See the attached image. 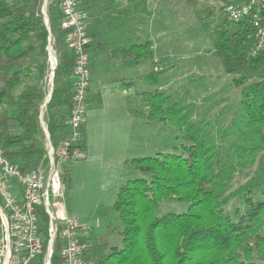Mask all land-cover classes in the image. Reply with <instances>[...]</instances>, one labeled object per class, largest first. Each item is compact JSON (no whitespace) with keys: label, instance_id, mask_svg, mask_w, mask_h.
<instances>
[{"label":"trees","instance_id":"16d2710c","mask_svg":"<svg viewBox=\"0 0 264 264\" xmlns=\"http://www.w3.org/2000/svg\"><path fill=\"white\" fill-rule=\"evenodd\" d=\"M126 1L130 10L143 11L156 0ZM185 1L209 30L222 71L238 89V110L229 118L218 112L194 120L193 103L173 101L158 89L141 91L149 102L146 116L171 123L182 142L172 151L124 161L146 176L117 188L111 207L120 220L122 245L96 237L86 264H264V49L249 56L253 23L226 16V5L242 0ZM42 3L0 0V146L23 172L46 164L43 128L56 149L68 133L71 110L74 54L64 41L57 1L46 2L48 24ZM49 38L56 52L51 83ZM153 46L146 36L116 50L128 63L150 62L147 77L156 84L163 68L155 70ZM83 139L84 134L75 146L82 148ZM73 158L56 157L63 181ZM170 198L186 203L187 210L157 215L159 203ZM57 251L52 264L60 261Z\"/></svg>","mask_w":264,"mask_h":264},{"label":"rangeland","instance_id":"374dc122","mask_svg":"<svg viewBox=\"0 0 264 264\" xmlns=\"http://www.w3.org/2000/svg\"><path fill=\"white\" fill-rule=\"evenodd\" d=\"M46 6L43 0L41 12L48 23ZM149 9L152 17L145 11L141 12L145 17L137 24V31L153 40L154 59L163 72L156 84L150 81L136 87L148 91L158 89L171 95L173 101L193 103L194 120L212 119L218 112L221 113L219 118H229L238 110L239 92L222 71L220 59L213 51L209 30L200 24L185 0H156ZM48 52L52 66L51 59L52 56L56 59V52L50 38ZM150 66V62H146L140 67H129V71H134L135 75L142 68L149 71ZM155 68L158 70L160 67ZM149 139L135 146L131 140L123 142L120 129L115 126L109 129L98 123L93 126L86 149L82 146V155L69 160L66 181L62 180L60 173L64 207L89 227L84 237L92 247H97L96 237L99 236H104L110 245H122L120 220L111 207L117 188L126 179L146 176L122 164V158L172 151L182 142L176 128L159 119L152 122ZM187 206L170 198L159 203L156 214L183 212ZM97 218L100 225L96 227Z\"/></svg>","mask_w":264,"mask_h":264},{"label":"built area","instance_id":"2783aa9c","mask_svg":"<svg viewBox=\"0 0 264 264\" xmlns=\"http://www.w3.org/2000/svg\"><path fill=\"white\" fill-rule=\"evenodd\" d=\"M56 1L65 44L74 54L68 133L56 149L47 136L48 161L24 172L5 157L0 146V264H52L55 248L60 258L58 264H86L85 256L92 246L84 237L89 227L64 207L56 160L69 154L82 155L81 148L75 145L83 136L91 82L87 11L81 0ZM225 13L233 22L250 19L253 23L249 56L264 49V0L230 2ZM99 225L97 218L95 226Z\"/></svg>","mask_w":264,"mask_h":264},{"label":"crops","instance_id":"0c3cea01","mask_svg":"<svg viewBox=\"0 0 264 264\" xmlns=\"http://www.w3.org/2000/svg\"><path fill=\"white\" fill-rule=\"evenodd\" d=\"M81 5L87 11L86 25L92 44L89 50L91 82L83 128L85 149L93 126L98 123L109 129L112 126L120 129L123 142L131 140L136 146L146 139L150 141L153 121L146 116L149 110L148 98L141 94V91L148 90L136 86L150 83L147 75L152 67L147 72L142 68V71L134 75L129 67H140L146 62L128 63L116 47L142 42L147 35L137 31V24L145 17L141 12L145 11L152 17V11L130 10L126 0L111 3L107 0H84ZM156 65L161 67L157 61ZM128 158L131 157H123L122 164Z\"/></svg>","mask_w":264,"mask_h":264},{"label":"water","instance_id":"95a60500","mask_svg":"<svg viewBox=\"0 0 264 264\" xmlns=\"http://www.w3.org/2000/svg\"><path fill=\"white\" fill-rule=\"evenodd\" d=\"M47 24H48V23H47ZM52 59H53L54 62L52 61V72H51V74H50V83H51V81H52L53 69H54L55 66H56V59H55V57L52 56ZM49 97H50V94L48 95V98H47V100H46L45 102H47V101L49 100ZM42 124H43V123H42ZM43 130H44L46 136H48L47 129L44 127Z\"/></svg>","mask_w":264,"mask_h":264},{"label":"bare ground","instance_id":"6f19581e","mask_svg":"<svg viewBox=\"0 0 264 264\" xmlns=\"http://www.w3.org/2000/svg\"><path fill=\"white\" fill-rule=\"evenodd\" d=\"M52 61H53V59H52ZM54 62V61H53Z\"/></svg>","mask_w":264,"mask_h":264}]
</instances>
